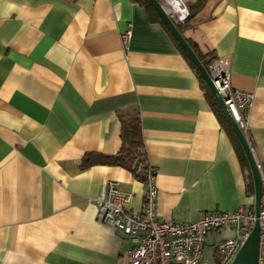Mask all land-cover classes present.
Listing matches in <instances>:
<instances>
[{
  "label": "crops",
  "instance_id": "0c3cea01",
  "mask_svg": "<svg viewBox=\"0 0 264 264\" xmlns=\"http://www.w3.org/2000/svg\"><path fill=\"white\" fill-rule=\"evenodd\" d=\"M184 1L181 33L207 66L229 58L232 86L254 96L248 140L264 167V0ZM148 3L0 0V264H128L133 244L96 199L116 180L141 210L145 179L121 166L81 169L86 153L121 150L122 112L140 115L161 221L255 211L240 141ZM233 235L209 233L205 260Z\"/></svg>",
  "mask_w": 264,
  "mask_h": 264
},
{
  "label": "built area",
  "instance_id": "2783aa9c",
  "mask_svg": "<svg viewBox=\"0 0 264 264\" xmlns=\"http://www.w3.org/2000/svg\"><path fill=\"white\" fill-rule=\"evenodd\" d=\"M168 16L177 24H184L190 10L184 0H158ZM132 37L129 29L122 35L127 44ZM208 72L228 107L234 121L248 140V121L245 115L254 96L235 89L231 84V61L226 57L212 59ZM262 180V204L259 218L255 211L240 208L236 211L203 213L195 221H161L157 215L158 190L155 171L148 168L145 176L146 190L141 210H132V194L120 189L119 182L109 180L96 199L100 217L116 227L120 235L128 237L133 246L128 264H231L238 251L251 235L257 219L260 222L258 264H264V167L258 161L254 147L248 140ZM233 228L234 235L217 245L216 260H205L207 236Z\"/></svg>",
  "mask_w": 264,
  "mask_h": 264
},
{
  "label": "water",
  "instance_id": "95a60500",
  "mask_svg": "<svg viewBox=\"0 0 264 264\" xmlns=\"http://www.w3.org/2000/svg\"><path fill=\"white\" fill-rule=\"evenodd\" d=\"M151 5L154 7V9L157 11L159 16L162 18L166 26L169 28L173 36L176 38L180 46L183 48L187 56L190 58L192 63L195 65L197 70L200 72L201 76L206 81L208 87L210 88L212 94L216 98L221 110L225 114L228 122L232 126L238 140L240 141L242 148L247 156V159L249 161V165L251 168L253 181H254V187H255V212L257 215V218H259L261 204H262V180L261 175L258 170L256 161L253 157L251 147L248 143V140L246 139L244 133L240 129V127L237 125V123L234 121L228 107L225 105L224 100L220 93L218 92L209 72L208 69L205 67V65L201 62L200 58L192 48V46L189 44L188 40L184 37V35L179 30L177 24L168 16V14L165 12V10L162 8L161 4L158 0H148ZM259 239H260V222L259 219H257L255 223V227L249 236V238L246 240L244 245L241 247V249L238 251L235 259L231 264H258V251H259Z\"/></svg>",
  "mask_w": 264,
  "mask_h": 264
},
{
  "label": "trees",
  "instance_id": "16d2710c",
  "mask_svg": "<svg viewBox=\"0 0 264 264\" xmlns=\"http://www.w3.org/2000/svg\"><path fill=\"white\" fill-rule=\"evenodd\" d=\"M145 2L149 7H151L147 0H145ZM180 31L183 32V28H180ZM188 42L192 46L198 57L200 58L201 62L205 66H207V61L199 51L197 45L191 42L190 40H188ZM179 47L183 55L196 69L195 65L187 56L183 48L180 45ZM209 95H210V99H213L212 95L211 94ZM219 113L224 127L227 130H229V132L233 136L234 141L238 143V140L234 132L232 131L229 123L227 122V120L225 119V117L223 116L220 110ZM119 118L121 121V138H122L121 150L117 154H103L96 152L86 153L81 160V169L85 170L96 165L121 166L134 173V175L137 178L144 180L145 179L144 174L146 173V170L149 168V165L147 162L146 148L142 134L140 115L136 111H128V112L120 113ZM250 191L252 194H254L255 192L252 179L250 180Z\"/></svg>",
  "mask_w": 264,
  "mask_h": 264
}]
</instances>
